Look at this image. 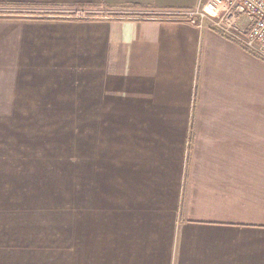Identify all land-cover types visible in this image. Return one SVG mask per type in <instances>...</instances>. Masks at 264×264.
Listing matches in <instances>:
<instances>
[{
	"label": "crops",
	"instance_id": "crops-1",
	"mask_svg": "<svg viewBox=\"0 0 264 264\" xmlns=\"http://www.w3.org/2000/svg\"><path fill=\"white\" fill-rule=\"evenodd\" d=\"M198 4L0 0V264H264V59ZM43 127L63 148L21 150Z\"/></svg>",
	"mask_w": 264,
	"mask_h": 264
},
{
	"label": "built area",
	"instance_id": "built-area-1",
	"mask_svg": "<svg viewBox=\"0 0 264 264\" xmlns=\"http://www.w3.org/2000/svg\"><path fill=\"white\" fill-rule=\"evenodd\" d=\"M182 15L185 21L197 27L210 23L214 29L264 59V0H199L196 8ZM240 18L248 22V29L239 25Z\"/></svg>",
	"mask_w": 264,
	"mask_h": 264
},
{
	"label": "rangeland",
	"instance_id": "rangeland-1",
	"mask_svg": "<svg viewBox=\"0 0 264 264\" xmlns=\"http://www.w3.org/2000/svg\"><path fill=\"white\" fill-rule=\"evenodd\" d=\"M71 11H74L72 13ZM29 14H36V15H57V16H63L65 18H75V19H91L93 16L102 17L107 16V12L104 11H85V10H55V11H28ZM78 15L82 17H77ZM110 15V14H109ZM75 16V17H74ZM22 112H6V117H0L1 119H7V121L14 123L16 114H19ZM30 115V112H25ZM22 130H29L31 129L29 126H22ZM61 129V127H59ZM9 135H13L9 132ZM60 135H50L48 128L43 127L39 131L37 137H34L31 132L29 136H23L21 137V143L20 148L21 150H29V147L33 146V144L37 145V149H45V146H47L49 149L53 147V149L59 148L62 149V145H55L56 140L60 139ZM8 141L5 142V149L8 152ZM34 145V146H35ZM54 146L56 148H54ZM19 148V149H20ZM13 149V148H11ZM53 186L56 188L58 187L61 189L62 187V181L61 178L58 176H54V184ZM56 195H53V214L51 215H44V216H38L37 222L34 224L32 223L31 226H36L37 234L39 237L38 244L39 246L45 245L46 242H50L51 239H44V237H53L54 245H60L61 244V232H62V218H61V206H62V200L67 199L68 194L65 197H62V192L59 190L58 192H55ZM72 198V197H71Z\"/></svg>",
	"mask_w": 264,
	"mask_h": 264
}]
</instances>
